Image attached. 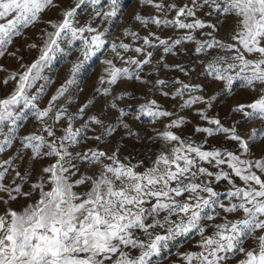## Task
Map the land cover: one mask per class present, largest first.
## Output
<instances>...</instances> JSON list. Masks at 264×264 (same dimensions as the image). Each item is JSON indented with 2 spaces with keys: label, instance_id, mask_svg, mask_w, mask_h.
Returning <instances> with one entry per match:
<instances>
[{
  "label": "snow or ice",
  "instance_id": "1",
  "mask_svg": "<svg viewBox=\"0 0 264 264\" xmlns=\"http://www.w3.org/2000/svg\"><path fill=\"white\" fill-rule=\"evenodd\" d=\"M136 3L0 0V264H264V0Z\"/></svg>",
  "mask_w": 264,
  "mask_h": 264
},
{
  "label": "rangeland",
  "instance_id": "2",
  "mask_svg": "<svg viewBox=\"0 0 264 264\" xmlns=\"http://www.w3.org/2000/svg\"><path fill=\"white\" fill-rule=\"evenodd\" d=\"M123 11H122V17L123 21H127L128 18L137 10V3L136 0H121ZM122 26V21L117 20L112 26H110V31L115 35L118 31H120ZM100 59H103V57H99L95 59L91 66L89 67L88 73L85 76L83 83L81 84V87L84 89V93L79 94V98L82 100L85 95H91V89L93 82L96 78V73L100 70ZM0 63H8L11 65L10 61H0ZM61 68V65H56L51 75L56 76ZM203 79V78H200ZM237 99L244 100L247 99L246 94L237 91ZM228 103H232V101H228ZM173 258L176 249L173 248L172 250ZM163 264V262H162Z\"/></svg>",
  "mask_w": 264,
  "mask_h": 264
}]
</instances>
